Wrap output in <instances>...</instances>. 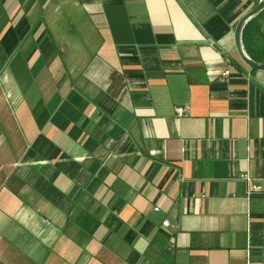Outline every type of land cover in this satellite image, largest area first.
<instances>
[{
  "label": "crops",
  "instance_id": "obj_1",
  "mask_svg": "<svg viewBox=\"0 0 264 264\" xmlns=\"http://www.w3.org/2000/svg\"><path fill=\"white\" fill-rule=\"evenodd\" d=\"M258 1L0 0V264H264Z\"/></svg>",
  "mask_w": 264,
  "mask_h": 264
},
{
  "label": "trees",
  "instance_id": "obj_2",
  "mask_svg": "<svg viewBox=\"0 0 264 264\" xmlns=\"http://www.w3.org/2000/svg\"><path fill=\"white\" fill-rule=\"evenodd\" d=\"M261 16L262 12L252 17L244 25L241 42L245 53L252 60L264 63V33L261 30Z\"/></svg>",
  "mask_w": 264,
  "mask_h": 264
},
{
  "label": "water",
  "instance_id": "obj_3",
  "mask_svg": "<svg viewBox=\"0 0 264 264\" xmlns=\"http://www.w3.org/2000/svg\"><path fill=\"white\" fill-rule=\"evenodd\" d=\"M264 9V0H259L258 3L247 13H245L237 22L234 28L233 38L234 45L237 51L239 58L247 66L251 68L264 70V63L255 62L252 60L244 51L242 42H241V33L244 25L254 16L259 14Z\"/></svg>",
  "mask_w": 264,
  "mask_h": 264
},
{
  "label": "built area",
  "instance_id": "obj_4",
  "mask_svg": "<svg viewBox=\"0 0 264 264\" xmlns=\"http://www.w3.org/2000/svg\"><path fill=\"white\" fill-rule=\"evenodd\" d=\"M228 74H229V71H228V70H225V71L222 73V76L225 77V76H227ZM175 112H176V114L181 115V114L183 113V109L177 107V108L175 109ZM259 190H260V187H259L258 185L253 184V185H250V188H249L248 191L250 192V191H259ZM154 210L157 211L158 209L155 208ZM162 225L165 226V227H167V226H169V222H168V221H163V222H162Z\"/></svg>",
  "mask_w": 264,
  "mask_h": 264
}]
</instances>
